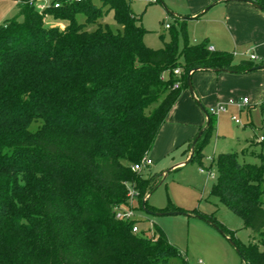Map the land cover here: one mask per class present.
Instances as JSON below:
<instances>
[{"label": "trees", "instance_id": "trees-1", "mask_svg": "<svg viewBox=\"0 0 264 264\" xmlns=\"http://www.w3.org/2000/svg\"><path fill=\"white\" fill-rule=\"evenodd\" d=\"M35 2L17 1V16L0 25V264L168 262L179 252L158 225L150 235L136 234L139 221L116 219L129 187L138 193L139 210L165 212L150 208L149 199L143 207L160 175L144 178L132 168L148 157L189 90L192 70L243 75L264 71H253L264 61H236L232 53L211 51L208 39L190 44L186 21L183 49L177 32L163 49H151L127 0H100V6L55 0L43 11ZM241 2L264 12V0ZM111 12L117 30L105 23ZM206 111L211 122L190 163H202L215 131ZM260 112L264 132V98ZM258 151L256 164L236 153L214 158L218 174L210 192L252 231L253 242L241 245L214 215L196 213L235 242L244 264H264V141H251L248 156Z\"/></svg>", "mask_w": 264, "mask_h": 264}, {"label": "rangeland", "instance_id": "rangeland-1", "mask_svg": "<svg viewBox=\"0 0 264 264\" xmlns=\"http://www.w3.org/2000/svg\"><path fill=\"white\" fill-rule=\"evenodd\" d=\"M17 1L22 0H0V25L17 16ZM54 1L37 0L36 6L48 7ZM127 1L130 3L132 11L141 18L143 27L148 31L144 42L151 49H163L165 42H170L172 34L176 32L179 33V46L183 49L185 44V37L181 33L183 21H186L187 24L186 32L190 44L200 43L201 33L205 27L208 29V25L203 22L183 20L173 16L175 12L166 0H162V2L159 0L157 3H150V0ZM96 3L101 5L100 0H96ZM217 11L211 9L205 16H201V19L202 17H213ZM182 17L184 18V16ZM81 21L84 20L81 18ZM105 23L109 24L113 30L119 29L112 12L105 18ZM166 25H170L171 28L167 29ZM187 91L191 94L190 90ZM236 96V100L233 99L224 105L228 109L227 113L213 116L215 131L209 144L202 151L204 156L202 163L196 160L188 165L173 168L180 163L189 161L191 152L188 142L163 155L162 158L154 159L152 152H149L148 159L153 164L145 167L140 173L144 178L160 175L162 179V184L149 195V207L164 210V213L176 212V209L179 208L188 214L154 216L139 210L140 233L150 235L153 224H156L165 232L170 243L179 252L178 256L170 258L166 263L159 264H244L240 252L230 242V238L213 226L210 221L196 216V213L204 216L214 215L219 223L235 233V237L241 245L248 246L253 242L252 231L244 227L243 221L217 198L210 195L218 174L217 166L215 163L212 164V160L218 155L236 153L241 159L250 163H259V151L254 156H248L250 154L247 150H249L251 141H257L264 137L260 103H253L251 106H247V109L239 112L237 108L242 104L244 97ZM195 105L205 117L204 127L207 122L206 115L200 105H197L196 102ZM214 108L209 111L211 114ZM233 108L235 111L231 112L230 110ZM233 115L241 120V125H237L231 119ZM260 250L264 252V246H260Z\"/></svg>", "mask_w": 264, "mask_h": 264}, {"label": "crops", "instance_id": "crops-1", "mask_svg": "<svg viewBox=\"0 0 264 264\" xmlns=\"http://www.w3.org/2000/svg\"><path fill=\"white\" fill-rule=\"evenodd\" d=\"M166 2L175 12L173 16L181 19L184 16L189 18L188 20L207 24L208 29L205 27L200 41L208 39L209 46L215 51L232 53L236 61L249 60L251 55L257 57L256 63L264 61V12L261 10L244 2L219 0H166ZM208 7L211 8L205 11ZM211 9L218 10L217 14L201 19V16H205ZM48 23L51 26L65 27L64 22L49 20ZM192 85L194 90L193 93L190 91L192 96L187 90L184 91L163 125L151 150L154 159L162 158L198 135L205 117L195 102L197 105L200 102L210 111L217 105H227L231 100H236V95H240L248 99V104L238 106L239 112L253 103H261L264 98V71L243 75L196 72L192 77ZM234 108L230 111H235ZM183 165L184 163H180L173 168Z\"/></svg>", "mask_w": 264, "mask_h": 264}, {"label": "built area", "instance_id": "built-area-1", "mask_svg": "<svg viewBox=\"0 0 264 264\" xmlns=\"http://www.w3.org/2000/svg\"><path fill=\"white\" fill-rule=\"evenodd\" d=\"M77 1H81V0H77ZM157 2H158V0H150V3H157ZM33 3H34V1L29 2V4H31V5ZM35 6H36V2H35ZM55 7H59V4L58 3L55 4ZM45 8L46 7L43 5L37 7V9L39 11H43ZM166 28L169 29L170 25H166ZM210 50L214 51V49L212 47H210ZM250 59L255 61V60H257V57L255 55H251ZM174 73H175V75L179 76L181 74V70L177 69V70H175ZM178 87H179V84H176L175 88H178ZM245 104H248V99H244L242 104L239 105V107H243ZM227 112H228V109L224 105H219L212 110L213 115H219L221 113H227ZM232 120L237 125L242 124L241 120L239 118H237L236 116L232 117ZM260 141H264V137H261ZM152 164H153L152 161L150 159H148V157H147L142 162L135 164L133 166L132 170L136 173H140L145 167L151 166ZM137 199H138L137 191L134 188L129 187L128 204L124 205L122 207H117L115 209L116 219L122 220V221H140L141 219H140V216L138 215L139 214V204H138ZM133 232L136 234L140 233L138 223L134 225Z\"/></svg>", "mask_w": 264, "mask_h": 264}, {"label": "water", "instance_id": "water-1", "mask_svg": "<svg viewBox=\"0 0 264 264\" xmlns=\"http://www.w3.org/2000/svg\"><path fill=\"white\" fill-rule=\"evenodd\" d=\"M161 2H162V0H160ZM241 1H243V0H227V2H241ZM163 4V3H162ZM164 5V4H163ZM165 6V5H164ZM255 7H257L258 9H261V7H259V6H255ZM211 7H208L207 9H205V11H208L209 9H210ZM189 18H183V20H188ZM257 70H264V65H260V66H258V67H255L254 69H253V71H257ZM200 71V69H195V70H192L190 73H189V79H188V85H189V90L193 93L194 92V90H193V85H192V79H191V75L194 73V72H199ZM224 73H228V71H226V70H224L223 71ZM199 103V105H200V107H201V109L204 111V113H205V115H206V118H207V122H206V125H205V127L198 133V135H197V137L194 139V141H193V146H192V151H191V155H190V158H189V161L188 162H186V163H184V165H188L189 163H190V160L192 159V157L194 156V146L196 145V143L198 142V140H199V138L202 136V134H203V132H204V130L207 128V127H209V125H210V122H211V119H210V115H209V113L206 111V109L201 105V103L200 102H198ZM162 184V182L160 183V185ZM150 196H148L145 200H144V202H143V207H145V202L148 200V198H149ZM146 213H148V214H150V215H154V216H163V215H166V214H168V215H188L187 213H185V212H181V211H176V212H172V213H164V212H159V213H151V212H146ZM213 225V224H212ZM213 226H215L216 228H217V226L216 225H213ZM219 229V228H218ZM220 230V229H219ZM222 233H223V231L222 230H220ZM230 240V242L237 248V246H236V244H235V242L232 240V239H229ZM237 250L239 251V249L237 248Z\"/></svg>", "mask_w": 264, "mask_h": 264}]
</instances>
